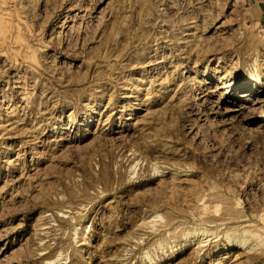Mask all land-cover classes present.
Segmentation results:
<instances>
[{"label":"rangeland","instance_id":"rangeland-1","mask_svg":"<svg viewBox=\"0 0 264 264\" xmlns=\"http://www.w3.org/2000/svg\"><path fill=\"white\" fill-rule=\"evenodd\" d=\"M210 1L0 0V264H264V26Z\"/></svg>","mask_w":264,"mask_h":264},{"label":"crops","instance_id":"crops-1","mask_svg":"<svg viewBox=\"0 0 264 264\" xmlns=\"http://www.w3.org/2000/svg\"><path fill=\"white\" fill-rule=\"evenodd\" d=\"M248 23L264 26V0H242Z\"/></svg>","mask_w":264,"mask_h":264},{"label":"bare ground","instance_id":"bare-ground-1","mask_svg":"<svg viewBox=\"0 0 264 264\" xmlns=\"http://www.w3.org/2000/svg\"><path fill=\"white\" fill-rule=\"evenodd\" d=\"M209 5H211V6H216V5H218V1L217 0H211L210 2H209ZM255 83L257 82V80H255L254 81ZM260 86H262L263 85V83H261V84H259ZM249 87H257L256 85H250ZM154 169V168H153ZM199 231V230H198ZM202 232H204V231H202ZM195 232H193V234H194ZM233 233V232H232ZM240 233V232H239ZM238 233V234H239ZM207 234V233H206ZM234 234V233H233ZM236 234V233H235ZM245 234H246V232L245 231H243L239 236L238 235H236V236H238V237H236V236H234L235 237V239H236V241L235 242H237V243H239V244H244L245 243V239L244 238H248L249 237V235H248V237L247 236H245ZM190 235V232H185V233H183V237L184 238H187V236H189ZM141 239V238H140Z\"/></svg>","mask_w":264,"mask_h":264}]
</instances>
